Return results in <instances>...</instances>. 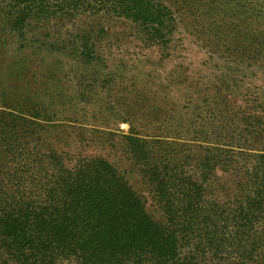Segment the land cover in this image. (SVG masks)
I'll return each instance as SVG.
<instances>
[{
  "label": "trees",
  "instance_id": "16d2710c",
  "mask_svg": "<svg viewBox=\"0 0 264 264\" xmlns=\"http://www.w3.org/2000/svg\"><path fill=\"white\" fill-rule=\"evenodd\" d=\"M173 7L163 0H6L0 10L17 31L32 21L123 17L167 45ZM253 11L263 29L252 32L249 57L262 60L264 7ZM79 32L68 43L86 50L76 55L89 64L94 33ZM213 105L201 122L172 128L175 137L145 140L134 128L123 135L143 161L163 213L157 220L113 162L82 151L65 130L74 121L64 110L0 93V264H207V253L233 258L222 264H264V128L257 124L264 113L229 109L223 97Z\"/></svg>",
  "mask_w": 264,
  "mask_h": 264
},
{
  "label": "rangeland",
  "instance_id": "374dc122",
  "mask_svg": "<svg viewBox=\"0 0 264 264\" xmlns=\"http://www.w3.org/2000/svg\"><path fill=\"white\" fill-rule=\"evenodd\" d=\"M163 1L174 6L167 45L123 17L86 14L74 22L53 19L48 25L32 21L17 31L0 10V93L36 96L52 109L64 110L74 121L65 122V130L82 151L113 162L157 220L163 213L143 161L129 151L123 135L134 128L145 140L153 141L154 134L175 137L172 128L179 132L191 118L202 121L218 97L232 104L229 109L264 113L258 107L264 100V58L249 57L252 32L263 29L253 21V8L264 7V0ZM5 2L0 0V9ZM79 30L94 33L95 58L89 64L76 55L87 51L68 43L76 41ZM257 124L264 128V117ZM232 259L226 253L204 257L207 264Z\"/></svg>",
  "mask_w": 264,
  "mask_h": 264
}]
</instances>
